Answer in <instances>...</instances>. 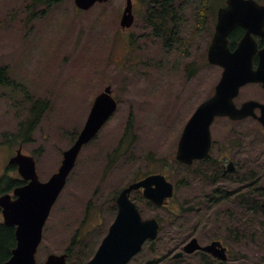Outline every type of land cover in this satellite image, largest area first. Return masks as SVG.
Masks as SVG:
<instances>
[{
    "label": "rangeland",
    "instance_id": "rangeland-1",
    "mask_svg": "<svg viewBox=\"0 0 264 264\" xmlns=\"http://www.w3.org/2000/svg\"><path fill=\"white\" fill-rule=\"evenodd\" d=\"M125 1L109 0L80 10L73 0H0V68L12 82L0 85V143L15 140L9 147L0 144V176L21 141L19 123L32 122L22 151L34 157L39 178L46 180L59 168L63 151L73 145L105 86H111L118 102L96 139L81 150L46 221V255L58 254L89 233L86 255L75 256L69 264H87L109 231L116 195L133 179L165 175L177 186L170 208H198L201 197L199 164L190 169L177 165L175 153L185 123L212 95L221 76L220 68L207 63L211 18L200 31L204 35L196 33L195 23L183 24L181 40L171 43L167 52L160 40L138 39L140 0L137 26L121 33ZM255 89L248 86L245 95L261 97ZM35 101H46L47 107L32 118L35 111L31 115L29 110ZM145 203L141 201L139 210L150 208ZM198 232L205 239L204 232ZM250 251V264H259L262 249ZM231 257L229 264H249L232 248Z\"/></svg>",
    "mask_w": 264,
    "mask_h": 264
},
{
    "label": "flooded vegetation",
    "instance_id": "flooded-vegetation-1",
    "mask_svg": "<svg viewBox=\"0 0 264 264\" xmlns=\"http://www.w3.org/2000/svg\"><path fill=\"white\" fill-rule=\"evenodd\" d=\"M216 1L140 0L143 25L141 24V34L138 39L160 40L162 48L170 52V46L178 44L176 40H181L179 28L183 24L195 23L196 33L204 35L200 31L204 30L209 18L213 24V37L218 11L226 5V0H221V5L216 7ZM130 2L131 15L129 16L125 11L128 0L125 1L121 12L119 19L121 33L135 28L138 24L136 16L138 0H130ZM258 2L264 6V0H258ZM123 15L128 17V23L124 26L120 25ZM244 34L245 29L242 27H236L229 33L227 39L230 52L234 51ZM253 37L260 51L264 40L255 35ZM132 47H135V42H132ZM143 50L146 49L137 51L142 52ZM210 66L221 69V79L223 68L211 64ZM253 68H257L256 55L253 57ZM248 86L257 87L261 97H254L250 94L246 96L245 89ZM258 90L255 89V92L257 93ZM233 103L237 110H241L250 103L254 105L242 117H215L210 124L208 152L196 162L199 164L197 176L201 180V197L198 201V208H170L177 195L175 183H172L173 195L165 199L161 205L144 199L143 188L130 193L129 198L136 205L142 220L155 219L158 222V234L155 239H146L139 251L124 264H229L232 262L231 248L236 250L242 260L250 264L253 263L250 261V250L262 249L264 252V89L262 85L259 83L244 85L234 97ZM23 107H26L25 103ZM46 107V101H35L30 106L29 113L32 115L35 111L40 116ZM16 114L19 115L17 112ZM29 125L30 119L18 124L21 141L17 149L21 148V153L34 158L22 151L23 143L29 137ZM10 140L14 138H6L0 144L2 146L9 144ZM5 146L9 147L10 144ZM17 149L14 150L12 156L7 158L8 164L11 163L10 159L17 153ZM6 167L0 176V198L8 197L9 201L14 202L18 199L15 190L24 187L29 181L20 176L16 163ZM8 169L14 170L15 174L10 175L7 172ZM147 176L149 174L138 180ZM117 195L114 203V218L118 211ZM142 200L150 207L149 209L139 210ZM46 221L42 227L41 239L36 246L35 264H45L49 255L42 253ZM16 230V225L5 223L3 208L0 205V242H3L5 235L7 236L5 238L7 253L0 256V264H4L13 257V252L18 245ZM199 230L204 232L205 239H201ZM85 231L88 232V230ZM185 231L188 233L184 236ZM87 234L89 233L83 235L81 239L75 238L58 253L66 256V264H69L70 260L74 261L77 255H85V251L90 248L91 242H88L89 244L85 242ZM189 243H191L190 246L185 249ZM193 246L194 249H190ZM258 263L264 264V254L259 258Z\"/></svg>",
    "mask_w": 264,
    "mask_h": 264
},
{
    "label": "water",
    "instance_id": "water-1",
    "mask_svg": "<svg viewBox=\"0 0 264 264\" xmlns=\"http://www.w3.org/2000/svg\"><path fill=\"white\" fill-rule=\"evenodd\" d=\"M108 0H74L80 10H88L96 3ZM126 13L131 15L128 0ZM123 15L121 25H127ZM235 27L245 29L234 52L227 47V36ZM252 35L264 38V6L254 0H226V7L218 11L217 25L208 50V62L223 68L222 77L214 95L201 103L186 123L181 134L176 159L190 164L202 158L209 149V127L215 117H242L254 104H247L241 110L234 108L233 98L239 88L247 83H260L264 89V47L258 52V67L253 69L252 58L256 53V43ZM117 107L116 100L107 86L94 100L86 122L73 145L63 152L57 171L46 182H39L34 161L21 155L20 149L11 163L18 165L20 175L30 179V183L15 190L18 199L9 201L0 198L7 225H16L18 245L13 257L4 264H35L34 254L41 239L42 227L50 210L65 186L81 148L102 128ZM154 186V188H152ZM144 188V196L161 205L172 195V184L163 175H150L123 189L118 198V213L107 236L103 239L95 256L88 264H124L142 246L146 239H154L158 232L156 220L142 221L136 206L129 200L132 190ZM29 243V245H27ZM191 243L186 245L188 249ZM190 249H194V246ZM65 255H49L45 264H65Z\"/></svg>",
    "mask_w": 264,
    "mask_h": 264
},
{
    "label": "trees",
    "instance_id": "trees-1",
    "mask_svg": "<svg viewBox=\"0 0 264 264\" xmlns=\"http://www.w3.org/2000/svg\"><path fill=\"white\" fill-rule=\"evenodd\" d=\"M0 72H2V70H0ZM5 238H7L6 235L3 237V242L2 241H1L2 243L0 242V256H2V254H4L5 248L7 247L6 246L7 240Z\"/></svg>",
    "mask_w": 264,
    "mask_h": 264
},
{
    "label": "bare ground",
    "instance_id": "bare-ground-1",
    "mask_svg": "<svg viewBox=\"0 0 264 264\" xmlns=\"http://www.w3.org/2000/svg\"><path fill=\"white\" fill-rule=\"evenodd\" d=\"M164 59V58H163ZM157 61V60H156ZM171 63V62H170ZM176 66V65H175ZM150 67V66H149ZM153 68V67H152ZM161 71V70H160ZM146 75V74H145ZM156 75V74H155ZM130 101V100H129ZM130 102H132V101H130ZM84 118V117H83ZM256 219V218H255ZM129 262V261H128ZM138 263V262H137ZM128 264V263H127Z\"/></svg>",
    "mask_w": 264,
    "mask_h": 264
}]
</instances>
